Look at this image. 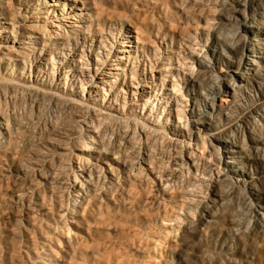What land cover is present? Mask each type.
<instances>
[{"label": "bare ground", "instance_id": "obj_1", "mask_svg": "<svg viewBox=\"0 0 264 264\" xmlns=\"http://www.w3.org/2000/svg\"><path fill=\"white\" fill-rule=\"evenodd\" d=\"M100 2L99 0H0V96L5 98L15 92L21 94L31 92L35 97H41L40 99L46 96L59 100L65 108L79 110L84 106L76 99H65L53 92L54 88L61 86V81L88 79L91 85L89 89L104 91L110 90L111 86L117 83L121 84L117 79V73L114 72H121L123 78L127 72L130 76L129 82L135 83L134 72L137 69L130 68V72L126 71L125 64L130 58H124L123 55L127 52L121 50L129 48L125 45L127 43L122 42L125 36L119 43L120 50L108 52V56L113 59L111 66L114 67L113 70L99 72L94 69L99 65V58L103 60L101 51L105 50V43L112 36L108 22H105L106 16L96 9ZM202 2L204 0H197L196 3L191 2V6H184L182 15L185 26L202 25L204 46H199L201 49L198 53H191L190 45L184 44L183 55L176 53L172 60L169 57L163 59L158 56L159 63L167 61L168 66H175L179 70L166 67L160 69L155 77L150 76L148 79L151 82H145L150 86L149 91L137 102H140L142 111L147 112L144 110L145 106L152 104L149 102L151 97L158 94V98H161V102L160 99L158 100L160 109L166 112L175 109L180 121L188 116L189 120L185 126L189 128V133L186 138L183 135H174L171 139V142L179 147L188 168L195 170L193 154L198 153L197 143L202 147L206 145L209 148V158L213 161L210 164L214 167L216 165L222 167L217 182L239 190L246 189L247 197L244 202L253 210L257 226L262 227L264 226V0H214L210 4L213 5L211 10H214V18L211 19L204 14L199 17V23L194 20L193 13L200 12L198 9L195 11L194 7ZM180 8H183L182 4ZM164 9L166 13V8ZM48 13L55 18V22ZM43 14H46V18L41 17ZM166 26L172 30L161 38L169 41L170 45L173 40H178L179 45H182L180 41H184L183 36L173 28L174 23L166 22ZM106 27L109 29L108 37L104 34ZM140 38L144 40V37H140V33L136 32L135 37L129 39H134L138 44ZM191 38L192 36L189 39ZM93 40L94 44L91 43ZM191 40L198 46L196 40ZM136 51L138 50L135 48L134 55ZM154 52L158 53V49L154 48ZM86 55H90L95 61L94 64L92 62L91 72L88 70ZM168 55H171V51ZM152 56L155 58V53ZM79 60L85 62L80 63ZM187 60L190 66L185 63ZM194 66L196 71L193 69ZM180 70L188 73L187 79L184 76L180 80L189 98L185 100L187 103L184 110L180 109L181 104L176 96L179 90L177 81L180 78ZM171 71H175L176 74L173 75ZM120 90L116 88V91L121 92ZM78 118L77 115L76 123ZM120 122L124 126L134 124L128 120H120ZM74 125L67 132H64L65 129L59 130L49 125L48 133L40 140H34L33 132L28 129L29 125H23L16 116L6 114L0 105V264L1 260L5 264H20L23 259L27 264H41L42 258L37 257L36 247L32 243L23 244L20 241L21 230L18 227L6 228L1 225L15 218L11 213L14 206L25 207L26 212H34L37 222L53 220V215L49 216L46 212L45 202L36 198V190L24 191L17 181L22 182L31 174L37 175V170H41L39 173L43 177L39 175L40 180L37 181V185H49L52 179L44 177L43 168H54L59 157L66 153L65 142L69 134L75 132ZM139 133L145 136V131L141 130ZM151 134L160 135L156 131H151ZM176 162L172 165L173 168L176 167ZM101 165L102 167L96 165L85 167L81 171L80 185L71 187L79 200L70 215L76 232L73 238L64 239V247L74 254L73 257L80 258V261L86 253L82 252L79 239L89 238L88 233L84 231L89 220L87 211L96 201L91 193L92 181L101 178L116 183V177L120 174L122 189L134 186L136 182L139 183L136 177L130 175L129 167L115 158ZM146 173L154 177L149 167ZM131 178L134 180L132 181ZM9 181H13L18 186H12ZM258 182L263 183L262 192L257 188ZM160 185L162 190L168 187L167 181L161 177ZM228 196V193L220 197L212 192V200L203 210L202 220L195 235L196 241H201V233L205 231L218 254L214 256L201 252L195 257L194 264H221L224 259L227 264H238V262L249 264L253 261L256 253L255 245L248 242L251 235L246 230L235 229L239 223L229 216L232 205L228 202ZM138 200L140 201V198ZM150 204L156 205L153 198ZM128 208L133 210L135 207L128 205ZM23 215L26 216L21 218L20 224L27 220L28 215L26 213ZM70 231L72 232L69 230V233ZM53 234L57 237L63 234V228L56 222H54ZM90 252L93 255L92 259L99 256V251L93 249Z\"/></svg>", "mask_w": 264, "mask_h": 264}, {"label": "rangeland", "instance_id": "obj_2", "mask_svg": "<svg viewBox=\"0 0 264 264\" xmlns=\"http://www.w3.org/2000/svg\"><path fill=\"white\" fill-rule=\"evenodd\" d=\"M101 1L99 0L100 5L96 9L106 16L105 22H108L112 36L107 39L105 50L101 51L103 60L99 58V65L94 69L99 72L113 70L114 67H111L113 59L108 56V52L120 50L119 43L125 36V39H128L122 42L127 43L125 45L129 48L121 50L127 52L123 55L124 58H130L125 64L126 71L130 72V68L137 69L134 72L135 83L129 82L130 76L127 72L124 78L121 72H114L117 73V79L121 84L117 83L111 86L110 90L104 91L89 89L91 85L88 79L61 81V86L54 88L53 92L65 99H76L84 106L79 110L65 108L59 100L46 96L40 99L41 97H35L31 92H28L30 94L15 92L5 98L0 96L3 111L16 116L23 125L28 124V129L33 132L34 140H40L45 136L49 125L59 130L65 129L64 132H67L72 129L75 122V132L70 133L65 142L66 153L59 157L54 168H43L44 177L52 179L49 185H37V181L40 180L39 175L42 176L39 173L41 170H37V175L31 174L22 182L17 181L24 191L36 190V198L45 202L46 212L49 216L53 215V220L37 222L34 212H26L25 207L14 206L11 213L15 218L3 223L1 227H18L21 230L20 241L23 244L32 243L36 247L37 257L42 258L41 264H86L89 262L95 264H194L195 257L201 252L214 256L218 254L205 231L201 233V241H196L195 235L199 222L202 220L203 210L212 200V192L220 197L228 193V202L232 205L229 216L239 223L235 229L246 230L251 235L248 242L255 245L256 253L249 264H264V226H257L253 210L244 202L247 197L246 189L239 190L217 182L222 167L219 168L218 165L214 167L210 164L213 161L209 158V148L206 145L202 147L200 143H197L198 153L193 154L195 170L188 168L179 147L171 142L174 135H183L185 138L188 135L189 128L185 126L189 120L188 116L180 121L175 109L168 112L160 109L158 100L160 99L161 102V98H158V94L152 96L149 101L154 105L145 106L144 110L147 112L142 111L140 102H137L143 99L144 93L149 91L150 86L145 82H151L148 79L150 76L155 77L160 69L166 67L179 70L175 66H168L167 61L159 63L158 56L163 59L169 57L172 60L176 53L183 55L184 44L190 45L191 53H198L200 47L204 46L202 25L185 26L183 23L184 6H191V2L196 3L197 0L191 2L190 0ZM213 1L204 0L198 3L199 6L194 7L195 11L196 9L200 11L193 13L195 21L200 23L199 17L204 14L211 19L214 18V10H211L213 5H210ZM181 4L183 8H180ZM164 8H166L167 16ZM48 15L51 14L48 13ZM41 17L46 18V14ZM51 17L55 22V18L52 15ZM166 22L174 23L173 28L183 36L184 41H180L182 45H179L178 40H173L170 45L169 41L161 38L172 30L166 26ZM107 28L104 34L108 37L109 29ZM136 32L140 33V37H144L143 41L140 38L138 44L134 39H129L134 38ZM190 36L198 42V46L196 42L189 39ZM91 43L94 44V40ZM135 48L138 51L134 55ZM154 48L158 49V53L154 52ZM170 51L171 55H168ZM154 53L155 58L152 56ZM86 60L88 70L91 72L95 61L90 55H86ZM79 62L85 61L79 60ZM185 63L188 66L191 65L188 64L189 60ZM193 69L196 71V66ZM172 72L173 75L176 74L175 71ZM187 75L186 71H179L180 78L177 81L179 90L176 96L181 104V110H184L187 103L185 100H189L180 83L181 77L185 76L187 79ZM144 85L147 87H143ZM167 85L169 86L168 83ZM116 88L121 89V92L116 91ZM77 115L78 123L75 121ZM120 120L132 121L134 124L124 126ZM141 130L145 131V136L139 133ZM151 131H156L160 135L153 136ZM242 135L244 136V132ZM112 158L128 166L130 175L136 177L139 183L136 182L134 186L122 189L120 174L116 177V183L101 178L92 181L91 193L96 201L95 205H91L87 211L89 220L84 231L88 233L89 238L79 239L80 248L83 253H86L80 261V258L73 257L74 254L64 247V239L73 238L76 232L70 215L74 212L76 202L79 200L71 187L80 185L81 171L85 167L91 165L102 167V163L110 162ZM175 161H177L176 167L173 168ZM148 167L153 171L154 177L146 173ZM160 177L166 180L168 185L163 190L160 188ZM122 178L124 179L123 175ZM131 180L133 181L134 178ZM9 183L12 186H18L13 181ZM262 185V182L257 184L260 192H262ZM152 198L156 202L154 206L150 204ZM128 205L135 208L130 210ZM23 213H26L28 217L20 224L21 218L26 216ZM54 222L63 228V234L60 237L53 234ZM69 230L72 232L69 233ZM93 249L99 251V256L95 259H92L93 255L90 252ZM44 251L45 254H43ZM24 262L23 259L20 264H27ZM1 264L5 262L1 260ZM221 264H227L225 259L221 261ZM238 264L244 263L238 262Z\"/></svg>", "mask_w": 264, "mask_h": 264}]
</instances>
